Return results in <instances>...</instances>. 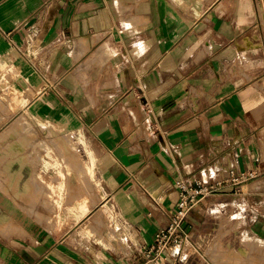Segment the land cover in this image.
<instances>
[{"label":"crops","instance_id":"obj_1","mask_svg":"<svg viewBox=\"0 0 264 264\" xmlns=\"http://www.w3.org/2000/svg\"><path fill=\"white\" fill-rule=\"evenodd\" d=\"M33 36L40 72L26 56ZM15 51L40 88L28 109L94 141V167L77 172L96 174L101 196L54 217L4 205L0 189V264H141L180 183L211 164L225 176L232 161L254 173L243 202L264 244V0H0V53ZM228 191L185 220L197 246ZM166 255L147 264H175Z\"/></svg>","mask_w":264,"mask_h":264},{"label":"rangeland","instance_id":"obj_2","mask_svg":"<svg viewBox=\"0 0 264 264\" xmlns=\"http://www.w3.org/2000/svg\"><path fill=\"white\" fill-rule=\"evenodd\" d=\"M31 74L35 72L16 51L14 55L0 53V189L7 195L4 205L8 206V200L22 208L23 204H38L54 217L57 209L67 215L68 206L79 200L92 208L101 196L97 175L92 178L90 171H83L81 179L77 171L90 163L94 167L95 143L84 130L66 129L28 109L40 90L31 83ZM218 207L213 206L208 218L207 237L200 240L187 263L264 264V244L250 229L247 213Z\"/></svg>","mask_w":264,"mask_h":264},{"label":"built area","instance_id":"obj_3","mask_svg":"<svg viewBox=\"0 0 264 264\" xmlns=\"http://www.w3.org/2000/svg\"><path fill=\"white\" fill-rule=\"evenodd\" d=\"M35 36L27 39L26 56L30 61L35 58L36 49ZM30 63L37 71L39 66L33 61ZM151 130H156V120L152 116L146 119ZM208 173L202 175L200 180H195L194 185H185L180 183L182 192L178 201L177 209L171 214L170 220L166 227L159 230L155 236L153 244L140 251L141 257L147 264L148 261H154L157 258L170 255L175 264H186L190 258L189 251L197 250V245L192 237L185 232L184 222L188 218L193 208L203 200L228 192L232 193V198L219 203L220 209L232 207L235 210L246 213V207L243 202V186L254 177V173L249 171H237L234 161L227 167L225 176H222L221 167L217 164L208 166Z\"/></svg>","mask_w":264,"mask_h":264},{"label":"bare ground","instance_id":"obj_4","mask_svg":"<svg viewBox=\"0 0 264 264\" xmlns=\"http://www.w3.org/2000/svg\"><path fill=\"white\" fill-rule=\"evenodd\" d=\"M86 202V201H85ZM83 209V208H82ZM83 215H84V213H83Z\"/></svg>","mask_w":264,"mask_h":264}]
</instances>
